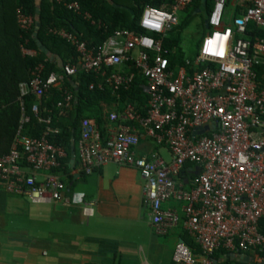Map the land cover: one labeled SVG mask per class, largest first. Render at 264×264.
Segmentation results:
<instances>
[{"label": "built area", "instance_id": "obj_1", "mask_svg": "<svg viewBox=\"0 0 264 264\" xmlns=\"http://www.w3.org/2000/svg\"><path fill=\"white\" fill-rule=\"evenodd\" d=\"M161 1V7L144 9L139 22L144 34L120 29L98 47L90 48L65 30H50L76 46L79 59L46 78L39 64L31 78L19 83L22 114L9 151L0 155V188L31 204L59 202L67 189L58 171L66 151L48 139L59 129L51 127L50 118L38 117L44 124L40 136L25 133L30 121L26 95L37 99L31 109L37 114L46 92L60 87L62 99L56 106L62 114L73 102L63 83L79 71L93 73L99 78L97 88L107 86L116 97L141 77L146 81L144 114L130 102L112 110L104 136L94 119H81L77 158L82 173L89 175L106 164L136 168L152 231L163 237L180 229L201 251L200 263L191 247L179 241L173 264H212L211 257L220 249L250 252L264 264V79H258L257 71L264 63V38L250 33V24L264 29V0H242L235 13L226 12L229 0H214L194 60H186L176 71L168 68L162 41L195 0ZM64 6L96 24L89 13H81L78 0ZM16 21L21 31L34 25L33 17L20 8ZM221 48L223 53L216 55ZM205 126L208 129L197 132ZM142 139L166 148L169 158L159 150L138 154ZM81 211L88 218L95 212L92 203L83 201Z\"/></svg>", "mask_w": 264, "mask_h": 264}, {"label": "trees", "instance_id": "obj_2", "mask_svg": "<svg viewBox=\"0 0 264 264\" xmlns=\"http://www.w3.org/2000/svg\"><path fill=\"white\" fill-rule=\"evenodd\" d=\"M70 0H0V155L9 151L13 142L19 118L22 114L18 96V85L21 81L31 78V71L39 64L43 65V78L52 72L62 73L67 63H77L79 53L76 46L65 39L54 35L51 29H62L74 35L80 41H85L90 48L98 47L114 36L117 30H128L136 34H144L139 22L140 17L147 7L153 5L161 7V0H78L81 13L87 12L96 24L84 19L81 14H75L64 6V2ZM202 4V0L185 9L179 19L178 26L162 41L163 49L167 50L166 58L168 68L176 71L184 65L186 60L191 62L197 52V44L186 53L181 48V32L185 29L194 12ZM214 0L206 2L205 16L210 12ZM21 9L26 15L34 19L33 27L28 31H21L17 26L16 10ZM239 7L231 6V0L226 4V12H238ZM39 28L34 35L35 24ZM197 27L199 34L206 32L204 21ZM197 30V31H198ZM250 33L253 36L264 38V29H258L250 24ZM38 43L45 47L47 53L41 51ZM24 50L33 54H26ZM262 66V65H261ZM261 66L258 67V79H260ZM262 79H260L261 81ZM97 78L93 73L79 71L73 78H65L63 86L73 95L70 109L57 108V103L62 99V90L58 86H52L41 99L37 114L32 112V105L37 101L34 95L24 97L30 121L25 126V133L32 136H40L44 124L38 121V117L50 118L52 128H58L59 132L50 134L51 143L62 146L66 151V157L60 160L59 170L68 175L70 171L71 147L74 146V167L79 166L76 155V145L79 137V127L82 118L94 119L99 126L102 135H105L108 125L107 115L114 109L120 110L127 103H133L144 114V106L147 96L142 90L145 79L136 77L130 87L117 91V96L112 95L111 89L104 86L97 88ZM93 84V89L89 85ZM72 175H68L69 181ZM84 178V175L81 176ZM260 229L264 234V219L260 221ZM183 241L191 247L196 257L201 251L192 239L185 234ZM229 252L220 249L211 257L212 264H260L258 262H239L228 258Z\"/></svg>", "mask_w": 264, "mask_h": 264}, {"label": "crops", "instance_id": "obj_3", "mask_svg": "<svg viewBox=\"0 0 264 264\" xmlns=\"http://www.w3.org/2000/svg\"><path fill=\"white\" fill-rule=\"evenodd\" d=\"M240 1L231 0V6ZM196 10L194 15L199 14ZM260 71L264 79V63ZM154 150L169 158L167 149L150 139H142L136 148L141 155ZM74 162L68 173L73 176L71 181L59 170L67 189L54 204H31L0 188V264H173L174 246L183 241L185 233L176 229L160 237L152 231L139 171L106 164L85 175ZM82 201L93 204L92 217L82 214ZM27 204L44 208L34 212ZM240 254L244 258L230 254L228 258L255 260L250 252Z\"/></svg>", "mask_w": 264, "mask_h": 264}, {"label": "rangeland", "instance_id": "obj_4", "mask_svg": "<svg viewBox=\"0 0 264 264\" xmlns=\"http://www.w3.org/2000/svg\"><path fill=\"white\" fill-rule=\"evenodd\" d=\"M202 20L203 21L205 20V14L203 11L200 12L199 14L192 16L188 26L185 29H183V31L181 32V39H182L181 48L185 53L189 49H191L194 45L200 43L203 34H199V30L197 29V27L200 25L199 23ZM27 205H29L34 212H38V209L41 210L44 208L43 206H39V205H31V204H27Z\"/></svg>", "mask_w": 264, "mask_h": 264}, {"label": "water", "instance_id": "obj_5", "mask_svg": "<svg viewBox=\"0 0 264 264\" xmlns=\"http://www.w3.org/2000/svg\"><path fill=\"white\" fill-rule=\"evenodd\" d=\"M207 1L208 0H202V4H201V6L199 8H197L196 12L200 13V12L204 11L206 9V2ZM204 24H205V28H207V24H206L205 21H204ZM38 28H39V23L37 22L35 24L34 35H36V31H37ZM38 47H39V49L41 51H43L44 53H47V50L45 49V47L42 46L40 43H38ZM205 129H208V126H205V128L200 127L197 132L202 133V132L205 131ZM195 134H196V132H195ZM73 162H74V146L72 145V147H71V155H70V163L72 164ZM230 255L232 257H236V258H241V257L244 258V255L240 254V253H230Z\"/></svg>", "mask_w": 264, "mask_h": 264}, {"label": "clouds", "instance_id": "obj_6", "mask_svg": "<svg viewBox=\"0 0 264 264\" xmlns=\"http://www.w3.org/2000/svg\"><path fill=\"white\" fill-rule=\"evenodd\" d=\"M145 23H149V21L146 20ZM155 27L159 28V24H156ZM208 51L209 52L213 51L212 42L211 41L209 42ZM222 53H223V48H221L220 51L216 52L215 54L216 55H221Z\"/></svg>", "mask_w": 264, "mask_h": 264}]
</instances>
